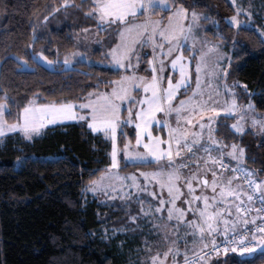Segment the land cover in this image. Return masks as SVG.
<instances>
[{
    "label": "trees",
    "instance_id": "16d2710c",
    "mask_svg": "<svg viewBox=\"0 0 264 264\" xmlns=\"http://www.w3.org/2000/svg\"><path fill=\"white\" fill-rule=\"evenodd\" d=\"M169 2L164 14L181 6L205 15L204 33L221 39L230 51L227 80L238 83V100L250 97L255 109L264 110V39L258 31L227 22L234 13L230 0ZM260 4L264 8V0ZM93 5L92 0H0V101L7 103V121H15L31 97L42 104H75L90 92L111 87L120 76V70L98 62L116 43L117 24L110 33L102 31L104 44L88 52L96 63L77 62L68 69L50 70L33 61L40 49L58 60L84 50L76 49L74 35L98 23L97 16L88 15ZM253 14L255 24L262 27L264 12ZM19 60L33 69H22ZM234 120V115L217 118L213 135L223 146L243 148L242 166L264 181V138L258 139L251 130L235 132ZM120 127L119 143L124 144L126 131L133 140L134 130L123 122ZM109 148L108 139L92 132L83 120L47 125L31 139L15 132L0 142V264H139L133 252L142 246L143 231L133 239L126 232L103 236L107 221L125 211L87 192L107 169ZM45 155L55 156L41 157ZM18 157L23 159L20 167ZM155 165L121 159L118 170L129 173ZM109 208L110 217L104 220ZM221 256L207 264H264V248L252 257L236 252Z\"/></svg>",
    "mask_w": 264,
    "mask_h": 264
},
{
    "label": "rangeland",
    "instance_id": "374dc122",
    "mask_svg": "<svg viewBox=\"0 0 264 264\" xmlns=\"http://www.w3.org/2000/svg\"><path fill=\"white\" fill-rule=\"evenodd\" d=\"M230 1L234 6V13L226 18L227 22L235 27L244 25L248 27H254L264 39V18H262L263 26L261 27L255 24V17L253 14H262L264 12V8H262L260 4L261 0ZM169 3V0H164L163 5H158L148 12L138 11L136 16L128 18L127 24H117L119 25V31L117 34L118 37L116 43L110 49L109 53L111 57L109 60V64L107 65H110L113 68L120 70V76L113 80L115 83H112L113 85L111 87L99 91L90 92L93 95H87L81 102L73 104L75 113L83 115L86 111L90 112L91 109H81L80 107H78L79 104L87 103L89 100L97 101L99 98H103L105 96H113L114 90L119 95L125 96V99H123L122 101L116 100V103L120 109V120L117 123L116 130V146L118 149L117 167L109 168L112 163V132L109 131L106 136L102 130L98 129L97 131H93L92 128L89 126L88 121L83 120L86 123V126L92 132L102 134L108 139L110 143L109 165L106 170L100 172L99 175L93 180L97 182L96 191L92 190V184L90 183L87 192L97 198L102 203L105 202L110 205H120L122 206L123 211H125L123 212V216L119 215L118 218H114L110 221H107V223L101 230L103 236H108L109 238L111 236H114V234L118 232H126L128 233V239H133L135 234H138L143 231L142 236L140 237V240H142V246L136 248V250L133 252V255L136 256V258L138 259L139 264L180 263L179 261L154 262V260H150L152 257H156V253L161 251L159 249H165L166 247L162 244V242L163 239H165L163 237L164 234L168 233L169 229H161L159 228V226H163L162 223L164 220H170L168 219V207H172L173 202H171L170 200V202L166 206L161 207V199L166 200V198L155 199L143 196L142 191L147 184V180L142 174L146 173L148 175H151L150 171L144 169L129 173H123L118 170L121 159L127 162H140L138 160L129 159L125 157V145H128L127 151L131 153L146 151L143 147V144L149 142L147 139V133H145L144 137L142 138V143L139 146L136 144L138 131L136 124L140 122L136 119V113L141 111L140 100L145 97L144 85L151 82L153 77V68L157 70L156 75L158 78L161 75L159 70L161 68L163 69V79L159 81L162 84L163 88L168 87L169 77L172 76V73L174 71L172 68V60H175L177 57H183L182 63L184 64L186 70H188L191 76V86L188 87L186 90L178 92V96L174 98V102L172 103V107L177 108L180 106V101H188L190 97L192 98L190 102H187L183 105L181 109L182 114L177 115L175 112H169L167 110V107H165L164 112L155 113V121H160V125L158 126L155 123L147 125V128L149 131L152 132L153 137H159L161 140L165 141L164 144L160 145V147L164 149L165 153L169 150V144L167 143V141H169L170 137L172 138L171 151L173 153L175 161L174 164H172V170H174L176 174H178L179 172L178 160L179 158H181L180 156L175 155V151L177 150V140L179 141V144L182 145V147H184L183 144L184 139L186 137L189 141V144H191L193 140H199L200 143L198 153L194 156L193 154H191L190 156L192 159H195L196 156L199 155H209V152L203 150V145L207 147L211 144L206 142V138L208 135H210L211 139L215 141V136L213 135V125L215 120L220 116L234 115L235 120L234 122H232L231 128L235 132H237L236 129L232 127V125L234 124H236L238 127L244 128V131L251 130L258 139L264 138V130H262V125H264V110L255 109L252 99L250 97H244L242 98V100H238L237 91L238 88H240L238 83L227 80V71L229 68L231 57L230 51L225 48V45L221 39L207 36L204 33L201 20L205 17V15L199 12L187 10L186 8L181 6L174 7L169 11V13L164 14L162 11L168 9ZM92 7L94 8V5ZM93 8L90 10V12L93 10ZM156 9H159L161 11L155 12ZM178 10H183L181 15H177ZM193 12L197 14V19L195 20L193 19ZM234 16L236 17L235 23L232 22V18ZM114 25L116 24H104L103 26L98 27V23H96V25L94 26L87 27L83 30L78 31L74 35V43L76 45V49L82 48L84 50H74L61 60L52 59L51 57H48L41 49L39 50V52L33 55L39 58L38 61H36L38 64L50 70L59 68L68 69L77 62L96 63L97 59L92 58L88 54V52H90L91 54L95 47L104 44L105 40L102 39L101 32L104 30L108 33L112 32L114 29ZM133 26L140 27L137 29ZM153 27L159 28L161 30L174 28L176 35L173 39V43L169 44L167 40H163L160 37L159 31H157L155 33V36L153 37ZM129 28H133L131 34L125 31L124 35L122 36L121 30H127ZM145 29L147 30L146 34H144ZM125 43L127 44L128 49L131 50L125 55L124 59L121 61V63H124L125 65H130V67H127V70L121 68L116 62L119 57V52L117 51L115 55L113 54L114 50L123 48ZM161 45H163V48H161ZM169 48H172L174 50V54L169 53ZM161 51H163L164 55L160 54ZM138 56L139 61L137 60ZM45 57L47 58L46 60L44 59ZM66 59H68L70 63L65 64L64 61ZM149 60H153V64L150 65L148 63ZM19 61L20 67L24 62H26L25 60ZM48 61H51L52 63H48ZM98 62L101 63L102 61L98 60ZM180 63V61L177 62L175 76L172 77L173 84H175L176 79L180 78ZM198 63L201 65L200 87L198 89L197 95L193 96V89L197 88L196 66ZM21 68L31 70L33 69V66L26 62V64H24V66ZM122 77H133L134 79L125 80L123 81V83H121ZM141 77L144 78L143 81H141ZM133 85H135L136 87H133ZM125 88L127 89V92H125ZM136 88H138L139 90L137 91ZM148 95H151V93H148ZM202 103L206 104V110L201 109L200 105ZM233 103H235L236 105L235 109L232 108ZM0 104H2L6 109H8L7 103L5 101H0ZM33 104L42 105V103L37 102L36 97H31L29 102L25 106H33ZM249 104L252 105L251 109L247 107ZM144 107L146 108L147 105H144ZM194 108L195 111H193ZM212 108H216L217 111L213 113L211 111ZM20 112L16 117L15 121H7V119L5 118V114L3 116V120H5L8 124H15L19 120ZM209 116L213 117L211 126L209 125ZM189 121H191V123H189ZM253 121H256V123L254 124ZM20 122L22 123V121ZM121 122H123L129 128H132L134 130L133 140L130 138V134L128 136V131L124 132L126 135V140L123 145L119 143L118 139L119 130H122L120 127ZM201 123H203L204 125L203 129H201L200 127ZM50 124L51 123H44L40 131L38 133H33L30 138L25 137L24 134L22 135L26 139H31L33 136L40 134L42 130ZM173 130H175V132H173ZM15 132L23 133L19 129H16L14 132L5 133L3 136H0V142L7 135ZM203 134V138L200 139ZM219 143L221 144L222 142L220 141ZM233 145L235 144L229 146ZM236 146L237 150L239 151L240 147L238 145ZM184 148H181L180 152L186 154L187 152L184 151ZM229 149L230 148L227 147L223 149V157L227 161L240 164L242 162V159H238L240 153L236 155L237 158H234L233 156L229 155ZM213 155H215V153ZM53 156L55 155H45L41 157L50 158ZM166 158L167 156L165 155L163 160L165 161ZM163 160L160 162H163ZM152 161L159 163V161L156 160ZM217 170H215L214 167H211V169L208 170V188L210 189H213L211 186L213 180V172L216 173L217 187L220 188L222 187L219 186V184L223 185V183L225 182L228 183L229 179L227 178L233 177L230 174H225L222 176ZM176 187L178 188L177 184ZM128 189H134L136 193H139V195H127ZM149 199L151 200V202L149 204H146L145 200L148 201ZM189 199L193 198L190 193H187L186 198H183L182 204V210H185V219L183 220V223L186 227L185 229L187 233L192 238L193 245H195V243H201L200 233L202 231L200 229L207 228V225L204 222H201L203 220H200L201 217L199 219L196 213L195 215L193 214L195 204L193 203L192 205H189L186 202ZM215 206V209H217L219 205L215 203ZM158 208L161 210L157 211ZM147 210H153L152 214L150 215L153 219L151 223L147 219ZM110 211V208L105 211L103 216L104 220L110 217ZM198 211H200V209H198ZM188 222H193V224H195L196 226L195 229ZM165 223L166 222L164 221V225ZM152 225H158V227L156 226V228H154L152 227ZM108 231H111L112 235L111 233H108ZM171 232H173V230H171ZM122 238L123 237H121L119 240H122ZM255 239L257 241V236L255 237ZM174 247L175 246L173 245V248ZM185 249L186 248L184 247V257L189 258L191 256L196 255L191 254V251L185 252ZM261 249L263 248H260V250ZM223 254L219 255L221 256ZM219 255L213 256L210 259L200 258L197 264H207V262L214 260ZM180 264L188 263L183 262Z\"/></svg>",
    "mask_w": 264,
    "mask_h": 264
},
{
    "label": "snow or ice",
    "instance_id": "6c2138e0",
    "mask_svg": "<svg viewBox=\"0 0 264 264\" xmlns=\"http://www.w3.org/2000/svg\"><path fill=\"white\" fill-rule=\"evenodd\" d=\"M94 8L91 12L88 13V15H95L98 17V27L103 26L104 24H127L129 17H134L138 13V11L148 12L152 9H154L158 5H163L164 0H93ZM183 10H178L177 15H181ZM193 19H197V14L193 12ZM236 17L234 16L232 18V22L235 23ZM135 28H139L140 26H133ZM133 28H129L127 30L122 29L121 35H124V32L127 31L129 34H131ZM146 29L144 34H146ZM159 31L160 37L163 40H167L169 44L173 43V39L176 35L174 28H168L161 30L159 28L153 27V37L155 36V33ZM161 48H163V45H161ZM119 52V57L116 60L117 64L121 68H124L127 70V67H130V65H125L124 63H121V61L124 59L125 55L129 53L131 50L128 49L127 44L125 43L123 48L114 50V55L116 52ZM169 53L174 54V50L172 48H169ZM161 55H164L163 51L160 53ZM33 61H38V57L33 55ZM170 58V57H169ZM47 59L46 57L44 58ZM137 60L139 61V56L137 57ZM180 61V67H179V74L180 78L176 79L175 84L172 82V77L175 76V69L177 68V62ZM183 57H177L175 60H172V68L173 73L172 76L169 77L168 80V87L163 88L162 84L159 82L163 79V69L161 68L159 71L161 73L160 77L158 78L156 75V69L153 68V77L150 83H147L144 85V92L145 97L140 100L141 104V111L136 113V119L140 121L136 124L137 127V138H136V144L139 146L142 143V138L144 137L145 133H147V139L148 143L143 144V147L146 151L144 152H135L131 153L128 152V145H125V157L129 159H135L140 162H151L152 160L156 161H162L167 156L169 166L174 164V157L173 153L171 151V145H172V138L170 137L169 141L167 143L169 144V150L165 153L164 149L160 147V145L164 144L165 141L161 140L159 137H153L152 132L148 130L147 125L155 123L156 125H160V121H155V113L157 112H164L165 107H167V110L169 112H175L177 115H181V109L183 105L187 102L191 101V97L188 101H180V106L177 108L172 107V103L174 102V98L178 96V92L182 90H186L188 87L191 86V76L186 70L184 64L182 63ZM48 63H52L51 61H48ZM65 64L70 63L68 59L64 61ZM148 63L151 65L153 64V60H149ZM26 62H24L21 67L24 66ZM200 73H201V65L198 63L196 66V83L197 88L193 89V96H196L198 93V89L200 87ZM133 77H122L121 83L125 80H132ZM141 81L144 80L143 77L140 78ZM112 83H115L114 81ZM133 87H136L133 85ZM138 91L139 89L136 88ZM125 92H127V89L125 88ZM148 93H151V95H148ZM89 96L93 95L92 93L88 94ZM125 99V96L119 95L115 92L113 96H105L103 98H99L97 101L89 100L87 103L79 104L78 107L84 110L91 109L90 112L86 111L85 114L79 115L75 112H73V103H49V104H42V105H34L33 106H25L19 116V120L15 124H8L5 120H3L4 114L9 111L6 109L2 104H0V136H3L5 133L14 132L16 129H19L23 132L25 137H31L33 133H38L44 123H54L55 120H67V119H74V120H87L89 123V126L92 128L93 131L102 130L105 135L107 136L108 132H112V163L109 166V168H115L118 166L117 161V146H116V130H117V123L120 120L119 116V106L116 103V100H123ZM144 105H147L145 108ZM202 110H206L207 106L206 104L200 105ZM236 105L235 103L232 104V108L235 109ZM249 109L252 108V105L249 104L247 106ZM195 111V108L193 109ZM211 111L215 113L217 111L216 108H212ZM209 125L211 126V122L213 120L212 116L208 117ZM22 121V123L20 122ZM191 123V121H189ZM218 123V121H217ZM255 124L256 121H253ZM201 129H203L204 125L201 123L200 125ZM233 128L236 129L237 132H243L244 128L238 127L236 124L232 125ZM262 130H264V125H262ZM211 131V129H210ZM175 132V130H173ZM199 140H193L191 144H189V141L187 137L184 139L183 146L189 150V154H191V151L197 147H199ZM177 144L179 146V141L177 140ZM215 142H213V145H209L208 148H205V151H209L214 147ZM233 152L229 153L230 156H233L234 158H237L235 156L237 146L233 145ZM223 149L221 148V152ZM240 156L238 159H242L244 155V149H239ZM181 153L178 150L176 152V155L179 156ZM215 161H213V166H215ZM222 163V161H221ZM23 159L17 158L16 165L17 167L22 166ZM223 167L227 168V165H223ZM235 172H241V169L238 167L236 169H233ZM147 179L148 174H142ZM153 178L160 177L161 179L164 177L165 173L163 172H155L151 174ZM167 179L164 181V184L161 185V188L164 187L166 184L168 186V195L170 197L171 202H173V207L168 209L169 217L171 218L173 215H176L179 220H184V211L182 209H177L174 206V202L181 198V193L179 188L176 187V184L179 182V176L176 174L174 170H170L167 172ZM199 176L200 173L197 172L194 177L188 179V193H193V182L195 181L196 187L200 188L203 187L206 189L208 187V181L205 180L204 185L201 186L199 184ZM240 179L243 181L241 184L233 186V182L235 180V177L229 178V181L226 186L221 188L220 196L222 199H227L228 197L234 198L236 201H238V205L236 207V212L239 214L241 210L243 209L245 205V201L242 199V197L247 198V202H252L254 199V196L256 194H259L261 203L264 204V181H260L258 177L256 176L255 172L248 171L246 169L243 170L242 175ZM160 180H157V183H159ZM92 190L96 191V181H92ZM213 188V199H215V189L217 187V180H216V173L213 172V180L211 184ZM247 189V191H245ZM201 197H193V199H189L186 202L189 205H192L194 202H199ZM203 199L205 201V206L203 209L199 211V216L203 220L205 224L208 225L209 234H214L219 232V228H213L212 223L215 214L208 215V209L210 207L209 205V197L203 196ZM220 201H216V203H219ZM169 203V201L161 199V207L166 206ZM229 208L232 207L231 204L228 205ZM161 209H157V211H160ZM220 214H223L222 210H218ZM193 214L195 215V210H193ZM218 223V220L216 221ZM193 226L195 229V224L193 222H188ZM225 223V229H224V238L219 243H225V244H240L241 246L243 244L247 243H256L255 237L256 233H252L253 240H249L244 236H241L239 241H236L234 239H229V235L235 236L237 233V228L235 224L229 229L227 227L228 221H224ZM203 231V229H200ZM259 232L261 234H264V227H261ZM219 243L213 239L212 242V248L218 249ZM207 247V245H205ZM260 248H264V238L259 239L257 246L253 248H249L247 251H244V249L241 247V255L246 257H252L255 252H257ZM236 249L233 248V251ZM227 251V249H225ZM167 256L168 253H165ZM155 257L153 258L155 262Z\"/></svg>",
    "mask_w": 264,
    "mask_h": 264
},
{
    "label": "crops",
    "instance_id": "0c3cea01",
    "mask_svg": "<svg viewBox=\"0 0 264 264\" xmlns=\"http://www.w3.org/2000/svg\"><path fill=\"white\" fill-rule=\"evenodd\" d=\"M110 49L108 51L107 58L102 61V64H104V65L109 64V60L111 57L110 53H109ZM108 66H110V65H108ZM73 112H75L74 108H73ZM70 121H74V119H67V120L57 119V120H55L54 123H51V124L70 122ZM21 134H23V133H21ZM203 136H204V134L200 137V139L203 138ZM225 147L230 148L229 149L230 153L233 152L232 146H229V145L223 146V144L221 143L220 147L214 146L212 149H210L208 151L209 155H206V156L199 155V156H196L195 159H192L190 155L191 154H193V156L196 155L198 153L199 147L193 149L191 151V154H189V150L187 148L182 147V145H180V144L178 146V144H177V150L175 151V155L179 149H180L179 151H181V148H184V151L187 153L184 154V153L180 152L181 154L179 155L181 158H179V160H178V169H179L178 171L179 172L177 175L180 178H179V182L177 183V186L180 190L181 198L175 201V205H174L175 208L183 209V207H182L183 198H186V194L188 193V187H187L188 179L194 177L197 172L200 173L199 184L201 186L204 185L205 180L208 181V183H209V172H208V170H210L211 167H214V169L217 170L216 165L213 166L212 159L219 156L222 159H224L225 161H227L222 155L223 151L221 152V148L224 149ZM211 150H212V152H211ZM214 153H215V155H213ZM238 153H239V151L236 150L235 156ZM151 162H153V161H151ZM227 162H229L233 166H242V162L240 164H236V163H233L230 161H227ZM154 163L156 165L153 168L145 169V170L150 171L151 174L155 173V172H163V173H165V175L162 179L160 177H157L154 179L152 175H148L147 179H146L147 184H146L145 188H143L142 194H143V196H146L148 198H155V199L156 198H166V200H168L170 202V197L168 195V186L165 184L164 187L161 188V185L164 184V181H166V179H167L166 174L170 170V168L172 170V165L169 166L167 158L165 161L163 160V162L159 161V163H157L154 161ZM217 171L222 176L225 174H230L233 177H235L234 174L221 172L219 170H217ZM227 177H228V175H227ZM227 179H229V178H227ZM157 180H160V182L157 183ZM237 184H241V183L235 177V180L233 182V186L235 187V185H237ZM226 185H227V182L223 183V185L219 184V186H221V187H224ZM193 188H194V192L190 193L192 198L197 197V196L201 197L199 202H194V204H195L194 210H195V213L197 214V217L199 219H200V216H199L198 209L201 210L205 206V201L203 199V196L206 195L209 197L210 207L208 209V215L215 214L214 219H213V223H212V227L214 229L219 228V232L214 233L213 235H219V234L224 233V229H225L224 221H228L227 227L229 229L235 224L237 230L239 228H241V226H243L244 224L247 223L248 219L244 215H242L241 212L239 214H237V212H236V207H237L239 202L236 201L232 197H228L227 199H222L220 196V191H221L220 187H217L215 189V199H213V189H210L208 187L206 189H204L203 187L198 188V187H196L195 181L193 182ZM130 192H132L133 195ZM127 195L136 196V195H139V193H136V191L134 189H128ZM245 198H246V196L242 197L243 200H245ZM110 199H112V198H110ZM179 201H180V204H179ZM216 201H220L219 203H217V205H219L217 207V209H215L216 208V206H215ZM150 202H151L150 199L148 201L145 200L146 204H149ZM229 204L232 205L231 208L228 207ZM172 207H173V205H172ZM169 208H171V207H168V209ZM218 210H222L223 214H220V212ZM147 211H148L147 219L151 223V221H153V219L151 218L150 215L152 214L153 210H147ZM254 217L256 218L257 214H254ZM168 219H170V220H164L166 222L165 225H164V221H163V223H162L163 226H159V228H161V229H169V230H168V233H165L163 236L165 239H163L162 244L166 247H165V249H163V248L159 249L161 251L155 254L156 255L155 261H176V262L179 261V262H182V261L187 259L186 257L183 256L184 247L186 248L185 252L191 251L192 252L191 254H196L199 250H202V248L205 245V236L204 235L206 233H209V229H208L207 224H206L207 228H203V231L200 233L201 243L198 242V243H195V245H193L192 238L187 233V231L185 229L186 227L184 226V223H183V220H179L175 215H173L171 218L169 217ZM200 220H202V219H200ZM217 220H218V223L216 222ZM201 222H203V221H201ZM156 226L158 227V225H156ZM156 226L152 225V227H154V228H156ZM203 226H205V225H203ZM171 230H173V232H171ZM261 238H264V234L257 236V242ZM173 245L175 246L174 248H173ZM165 253H168V255L166 256ZM153 258L154 257H152L150 260H153ZM178 264H180V263H178Z\"/></svg>",
    "mask_w": 264,
    "mask_h": 264
},
{
    "label": "built area",
    "instance_id": "2783aa9c",
    "mask_svg": "<svg viewBox=\"0 0 264 264\" xmlns=\"http://www.w3.org/2000/svg\"><path fill=\"white\" fill-rule=\"evenodd\" d=\"M206 142L211 143L210 145H213V142H215L214 144L215 147L221 146V144L219 143L220 140L215 137V141H213L210 135L207 136ZM205 148H208V146L206 147L205 145H203V150H205ZM212 161L216 162L215 165L219 171L226 172V173H232L234 174V176L238 179L240 183H243L240 177L244 169L248 170L246 167L233 166L229 162L225 161L219 156L213 158ZM223 165H227L228 167L225 168L223 167ZM238 167L241 169V172L238 173V172L233 171V169H236ZM245 191H247V189H245ZM244 201L246 203L243 209L241 210V213L248 219V221L246 224H244L243 226H241V228L237 230V233L234 237L229 235L228 237L229 239H234L236 241H239L240 237L244 236L251 241L253 240L252 233L255 232L257 234L256 236H258L259 234H261L259 232L260 228L264 227V204L261 203L259 194H256L254 196V199L252 202H247V198H245ZM254 214H257L256 218L254 217ZM204 236H205V245H207V247H205L204 245L202 250L196 253V255L191 256L180 263L185 262L188 264H197L200 258L208 259L213 256L223 254L226 252H236V253L241 254V247L244 249V251H247L249 248H253L257 246V243H258L256 241V243H247V244H243L242 246L238 243L237 244L219 243L224 238V233L219 234V235H213V234L210 235L209 233H206ZM213 239H215L219 243L218 249L212 248ZM233 248H235L236 250L233 251ZM225 249H227V251H225Z\"/></svg>",
    "mask_w": 264,
    "mask_h": 264
}]
</instances>
